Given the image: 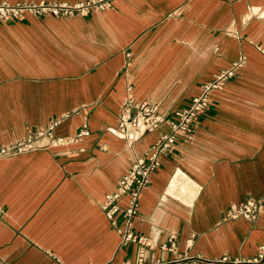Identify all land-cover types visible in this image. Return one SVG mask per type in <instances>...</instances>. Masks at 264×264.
Instances as JSON below:
<instances>
[{
	"label": "crops",
	"instance_id": "1",
	"mask_svg": "<svg viewBox=\"0 0 264 264\" xmlns=\"http://www.w3.org/2000/svg\"><path fill=\"white\" fill-rule=\"evenodd\" d=\"M83 0H0L74 3ZM240 55L245 62L196 124L161 156L132 230L154 248L120 245L100 204L167 130L115 135L122 104L166 117ZM58 124L55 137L0 157V264H137L183 255L255 257L264 243V0H111L86 14L0 20V146ZM263 199L252 220L225 218ZM125 198L119 200L124 205ZM173 235L176 252L160 248ZM175 264V263H172ZM264 264V260L260 263Z\"/></svg>",
	"mask_w": 264,
	"mask_h": 264
},
{
	"label": "built area",
	"instance_id": "2",
	"mask_svg": "<svg viewBox=\"0 0 264 264\" xmlns=\"http://www.w3.org/2000/svg\"><path fill=\"white\" fill-rule=\"evenodd\" d=\"M111 0H83L74 3H8L0 2V20H21L26 15L40 16L50 14L64 16L73 14H86L90 10H101L110 5ZM245 62V56L240 55L226 68L218 72L212 79L200 86L199 93L195 95L190 104L177 109L172 117H166L156 103L136 101L131 94L125 98L116 127L110 129L112 133L127 141H134L145 133L166 124L167 130L139 157L130 164L128 171L119 180L115 190L106 195L100 207L114 227L120 238V245L135 243L141 252L154 248L151 239L136 235L133 230V218L138 212L139 198L142 190L149 182L151 173L159 166L161 156L169 153L175 141L188 133L196 124L198 117L210 105L211 92L221 87L234 77ZM58 120L51 121L46 128L27 134L9 145L0 146V157L27 152L38 147L45 140V145H62L73 143L82 136L89 134L87 123L84 122L79 131L72 136L55 137L52 134ZM125 198L124 205L119 200ZM263 205V199H248L243 203L232 205L224 217L235 219L243 217L252 220ZM161 249L176 252V243L173 235L168 238L167 244L160 245ZM264 260V243L260 246L258 254L250 259L230 258L226 255L215 259H207L200 255H183L174 261H155L145 263L142 257L137 264H260Z\"/></svg>",
	"mask_w": 264,
	"mask_h": 264
},
{
	"label": "rangeland",
	"instance_id": "3",
	"mask_svg": "<svg viewBox=\"0 0 264 264\" xmlns=\"http://www.w3.org/2000/svg\"><path fill=\"white\" fill-rule=\"evenodd\" d=\"M13 20V19H12ZM1 21H4V20H1ZM9 21H11V20H5L4 22H9Z\"/></svg>",
	"mask_w": 264,
	"mask_h": 264
}]
</instances>
